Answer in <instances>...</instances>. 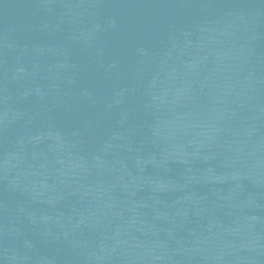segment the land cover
Segmentation results:
<instances>
[{
    "label": "water",
    "instance_id": "obj_1",
    "mask_svg": "<svg viewBox=\"0 0 264 264\" xmlns=\"http://www.w3.org/2000/svg\"><path fill=\"white\" fill-rule=\"evenodd\" d=\"M0 264H75L40 171L1 34Z\"/></svg>",
    "mask_w": 264,
    "mask_h": 264
}]
</instances>
